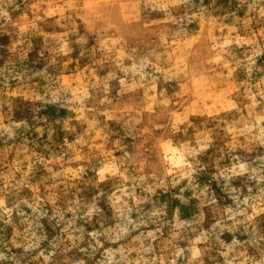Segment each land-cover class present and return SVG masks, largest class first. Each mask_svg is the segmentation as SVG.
<instances>
[{"label":"rangeland","instance_id":"rangeland-1","mask_svg":"<svg viewBox=\"0 0 264 264\" xmlns=\"http://www.w3.org/2000/svg\"><path fill=\"white\" fill-rule=\"evenodd\" d=\"M0 264H264V0H0Z\"/></svg>","mask_w":264,"mask_h":264}]
</instances>
